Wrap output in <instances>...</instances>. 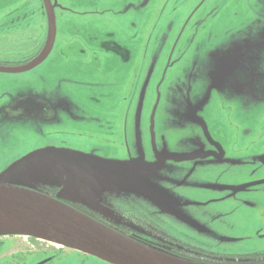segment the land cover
<instances>
[{
  "label": "rangeland",
  "instance_id": "1",
  "mask_svg": "<svg viewBox=\"0 0 264 264\" xmlns=\"http://www.w3.org/2000/svg\"><path fill=\"white\" fill-rule=\"evenodd\" d=\"M199 1L61 0L59 3L71 7V11L58 27L51 55L58 53L65 63L70 64L69 69L77 66H73L75 61L79 64L82 62L79 57L85 61V93L75 89L82 83L81 71L75 69L79 73L77 76H72L70 71L63 74L61 69L68 67L61 60L60 66L52 69L58 72L55 78L48 70L39 75V82L34 81L27 92L53 101H67L69 111L80 112L81 116L77 119L79 125L85 117L87 126L93 124V119H105L100 121L106 123L104 128L115 121L120 126V132L116 135L108 134V128L107 135L86 131L82 136L79 133H61L59 135L65 141L59 144L61 150H73L118 168L131 169L133 166L130 172L143 174L159 165H152L155 161L147 159V150L153 149L164 155L158 171L170 165L179 168V179L173 178L172 181H160L157 175H153L155 172L152 176L145 174V177L136 179L138 190L151 196L150 201L142 202L141 194H135L140 207L137 213L144 211L140 204L155 211L162 216L168 234L179 232L182 242L188 241L182 235H188L212 245L216 244L212 240H226L240 249H244L246 243L263 252L264 172L260 166L264 165V121L258 118L255 122L244 123L236 119L241 116L239 110L226 108L220 102L213 105L210 89H203L199 94V85L193 79L194 62L207 59V56L201 52L200 40L190 33L201 19H205L204 31H208L212 23L218 28L225 24L220 19L224 8H221V12L217 10L216 0ZM22 2L0 0V4ZM254 4L255 0H230L227 17L230 26L253 25L251 19L260 15ZM198 5L200 7L197 9ZM30 9L28 15L37 21L35 26L45 25V21L38 19ZM232 12H236V16H232ZM184 25L191 36L187 48L181 36ZM252 35L264 36V29L260 28ZM1 36L0 58H8L23 41L10 42ZM32 36L36 37V34ZM42 42L39 41V44ZM24 44L27 50L37 48L33 42ZM261 45H264V41L260 42ZM43 66L53 67L52 64ZM188 71L190 80L184 86L182 82L186 81ZM64 86L72 91L64 89L60 96H53ZM0 92L2 95L6 93L2 89ZM198 99L201 101L198 102ZM130 101H133V108L129 105ZM106 102L120 103L115 104L116 108L110 103V108H102ZM73 103H86L85 113H81L82 108H72ZM128 105V111L132 113L125 120L123 115ZM253 110L254 113L264 110V79L260 108ZM58 112L61 110L58 109ZM128 120L138 128L134 142V133L131 139L128 132L125 135L122 133L124 123L128 126ZM4 121L0 118V124ZM30 121L33 123H28L27 119L16 121L14 124L20 126L11 134L0 130V172L40 145L37 138L41 141L54 138L55 134L46 137L39 131L37 119ZM46 123V128L52 129L51 123ZM58 124L68 129L71 127V122L66 120ZM16 139H20L18 146ZM213 139L219 141L224 150L220 158L207 155L213 147ZM185 173H189V177H183ZM254 181L257 183L248 185ZM63 182L61 172L37 164L26 175L9 183L51 194L48 187L59 186ZM117 187L127 189L124 184L112 181L92 185L66 202L84 213L93 211L107 216L109 206L114 202L113 191ZM106 192L111 195L107 196ZM118 205L125 206L122 203ZM214 248L221 247L215 245ZM45 258L50 260L49 264H106L48 242H37L21 236L0 239V264H40L42 262L39 261Z\"/></svg>",
  "mask_w": 264,
  "mask_h": 264
},
{
  "label": "flooded vegetation",
  "instance_id": "2",
  "mask_svg": "<svg viewBox=\"0 0 264 264\" xmlns=\"http://www.w3.org/2000/svg\"><path fill=\"white\" fill-rule=\"evenodd\" d=\"M38 1L39 3H37V0H23L20 4H0L1 38L10 42L23 41L9 54L10 56L8 58H0V89L6 92L4 95L0 92V118H2L3 121L5 120L0 124V130L11 134L12 130L20 126L19 124H14L16 121L27 119L28 123H33V121L30 120L37 119V125H40L38 129L42 134H45L46 137L52 134H55V136L52 140H47L46 138L44 141L37 138V142L41 144L34 147V150L47 147L61 149L59 148V144H64L65 142L61 139V135H59L61 133H79L78 135L82 136L85 135L86 131L97 134L101 132L107 135L108 128L110 129L108 134L116 135L120 132V126L116 124L118 123L117 121H115L116 123H109L110 125L104 128L106 123H101L100 121L105 119H93V124L87 126L84 117L83 122L79 125L80 121L77 119L81 114L80 112L69 111L70 104L67 101H53V99L39 94H29L27 92L30 90V87L33 86L34 81L39 82L38 77L42 75V73L51 70V77L55 78L58 72L52 69L60 66V60L68 67L65 70L61 69L63 74H66V71L67 73L70 71L72 76H77L79 73L75 72V69L81 71L80 80L82 83L75 88L77 91L85 93L87 80L85 79V61H83L82 58L79 57V61H82L80 64L78 61H75L73 66L75 67V64H77V66L73 69H69L70 64L65 63L64 59H61L58 53H53L51 55L56 44L57 32L59 31L58 27L63 23L66 14L70 13L71 7L64 6V3L60 4L59 2L61 0H48V3L45 0ZM229 1L230 0H216L218 6L217 10L221 12V8H224V14L220 17V19L225 22L223 27L218 28L212 23L208 31H204L203 29L206 27L204 24L205 19H201L198 21V25L192 28L190 35L193 34L195 39L200 40L199 45H202L201 52L203 55L207 56V59H198L194 62L193 79L199 85V94H201L203 89H210L213 105L220 102L223 103L226 108L239 110L241 116L239 118L236 117L237 120L248 123L251 121L255 122L256 119L260 118L261 121H264V110L258 113L252 112L254 108H260V93L264 79V45L259 46L260 42L264 41V36H259V39L256 35H252L255 34L258 29H264V0H255L253 6L260 15L258 18L253 17L251 19L253 25H239L236 28L230 26V20L227 18L230 12V7L228 6ZM200 2L202 3L203 1L200 0L199 3ZM199 7L200 5L197 6V9ZM29 9L30 12L33 11V13L35 12L37 14L38 19H43L45 25L38 24L35 26L37 21H34L31 15H28ZM231 15L236 16V12H232ZM213 16H215V14ZM51 24L54 25L53 37L51 46L47 51L51 39ZM246 27H249V29H246ZM34 34H36V37L32 36ZM190 35H188V31L184 25L181 28V36L184 38L183 41L186 44L185 48H187L188 40L191 37ZM226 37H228V39ZM41 40H43V42L40 45L39 41L41 42ZM24 42H28V44L33 42L34 47L37 45V48L33 51L27 50V48H24L26 46ZM104 59H107V57H104ZM43 64H52L53 67L44 68L45 65L43 66ZM30 65H32L30 69L24 71L20 70ZM189 80L190 73L188 71L186 81L182 82L184 86ZM10 84L11 87H9ZM64 89L72 91L70 87L66 88L64 86V88L58 89V92L54 93L53 96H60V94H63L65 91ZM10 90L11 92H9ZM200 101L201 99H198V102ZM132 102L133 101H130L129 105H131ZM109 103L113 108H116L115 104L120 102H115V104ZM109 103L106 102V105L102 106V108H110L111 106L108 105ZM85 105L86 103H73L72 108H82L81 113H85ZM129 105L127 106V111L123 115L125 120L128 114L130 113L131 116L132 113L130 110L128 111L130 108ZM131 107L133 108L134 105H131ZM96 108L98 109L100 107ZM58 109L61 110V112H58ZM62 120H66L67 122L70 121L71 127L68 129L66 126L59 125L58 122ZM46 122L51 123L52 129L46 128ZM132 126V122L128 120V126L124 123V130L122 133L125 135V133L128 132L130 139L131 135L134 133L132 139L134 142L135 138H137L138 128L133 126L134 131L132 132ZM142 128L143 125L140 128L141 133ZM161 139H163V136ZM213 140V147L208 150L210 152L207 153V155L220 158V156L224 155V150L219 141ZM19 142L20 139L16 141L17 146ZM124 142L126 143L125 137ZM132 144L131 142L130 147ZM128 153L127 151V156L129 155ZM162 154L163 152H159L158 150L155 152L153 149H148L147 159L150 160V162L155 161L152 165H159L150 172L148 171L141 174L138 171L139 174H136L135 179L132 181H135L139 177H145V174H150V176H152L151 174L154 172L153 175H157L162 182L167 179H171V181L173 178L179 179V168L176 165H170L168 168L165 167L164 170L158 171L162 166L161 161L164 158ZM260 168L264 172V165H261ZM128 169L132 170L133 166L131 169L128 167ZM183 177H189V173H185ZM135 183L133 184L134 186H132L128 182H122V184L129 189V192L126 188L117 187L115 189L113 192L114 198H112L114 202L110 204L107 216H103L101 213L98 215L93 211H85V213L114 228L118 232L128 237H133L135 241L149 248L183 260L199 264H264V251H258L254 249L253 246L246 243L245 248L240 249L226 240L215 241L210 239L216 243L212 245L195 240L188 235H182L188 240L182 242L179 232L172 231L171 235L168 234L166 231L167 225L162 223L164 220L161 215H157L155 211L149 210L141 204L140 206L144 211H142V213H137L140 207L137 204L138 197L135 194H141L142 202L150 201L151 196L138 190ZM254 183H257V181L249 183L248 185ZM106 193L107 196L111 195L110 192ZM104 203L106 204L108 202ZM120 203L125 206L122 207L118 205ZM136 213L139 217L136 216ZM215 245L221 248H214ZM41 261L43 262L42 264L50 263V260L46 258L39 262Z\"/></svg>",
  "mask_w": 264,
  "mask_h": 264
},
{
  "label": "water",
  "instance_id": "3",
  "mask_svg": "<svg viewBox=\"0 0 264 264\" xmlns=\"http://www.w3.org/2000/svg\"><path fill=\"white\" fill-rule=\"evenodd\" d=\"M48 3V0H45ZM51 39L54 25L51 24ZM32 65L21 68L28 70ZM11 71V70H8ZM43 164L62 173L56 198L9 182ZM122 167L53 147L34 150L0 172V235L28 236L76 250L109 264H197L171 257L104 226L63 202L85 187L134 180ZM57 187V186H54Z\"/></svg>",
  "mask_w": 264,
  "mask_h": 264
},
{
  "label": "trees",
  "instance_id": "4",
  "mask_svg": "<svg viewBox=\"0 0 264 264\" xmlns=\"http://www.w3.org/2000/svg\"><path fill=\"white\" fill-rule=\"evenodd\" d=\"M48 190V189H47ZM50 192H51V190H49ZM52 193H53V191H52ZM131 237V236H130ZM131 238H133V237H131ZM134 239V238H133ZM30 240H33L34 241V239L33 238H30Z\"/></svg>",
  "mask_w": 264,
  "mask_h": 264
},
{
  "label": "bare ground",
  "instance_id": "5",
  "mask_svg": "<svg viewBox=\"0 0 264 264\" xmlns=\"http://www.w3.org/2000/svg\"><path fill=\"white\" fill-rule=\"evenodd\" d=\"M263 90V89H262ZM252 98V97H251ZM213 149H215V148H213Z\"/></svg>",
  "mask_w": 264,
  "mask_h": 264
}]
</instances>
